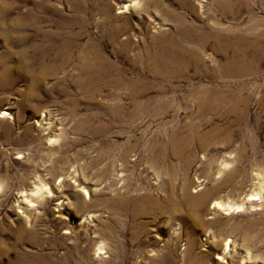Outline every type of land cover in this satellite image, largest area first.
Listing matches in <instances>:
<instances>
[{
    "label": "rangeland",
    "instance_id": "374dc122",
    "mask_svg": "<svg viewBox=\"0 0 264 264\" xmlns=\"http://www.w3.org/2000/svg\"><path fill=\"white\" fill-rule=\"evenodd\" d=\"M217 2L0 0V66L12 69L0 81V264H264V60L221 74L209 40L202 72L168 81L147 66L151 47L188 27L221 46L264 32V0ZM60 42L70 57L54 70ZM90 51L143 94L77 81ZM205 94L220 105L196 112ZM37 183L49 195L29 203ZM257 191L247 210L212 208ZM146 194L155 204H133Z\"/></svg>",
    "mask_w": 264,
    "mask_h": 264
},
{
    "label": "bare ground",
    "instance_id": "6f19581e",
    "mask_svg": "<svg viewBox=\"0 0 264 264\" xmlns=\"http://www.w3.org/2000/svg\"><path fill=\"white\" fill-rule=\"evenodd\" d=\"M220 5L223 6L224 0H218ZM133 6V5H132ZM130 4L128 5H123L120 8L124 9V11H127L130 7H132ZM224 10V9H223ZM129 11V10H128ZM127 11V12H128ZM105 14V13H104ZM182 25V24H181ZM191 28V29H189ZM188 34L182 33L177 34V38L171 37L168 39V41L164 44H160L156 48L151 47V49L147 52V63L148 67L152 69L154 72L155 76L165 78L168 81H171L173 79H179L181 76L185 75L188 73V69L190 66L194 65L198 69L200 68V72L202 70H206V65L202 61L201 58V51L200 49L203 50V48H206L207 41L212 40L214 42V50L219 53L220 55L223 56L224 62L223 65L221 66V74L225 75H244L247 73H252L253 71L256 70V67H258V62L260 60H264V32H257L254 31L253 29V34L251 29H241V32L247 34L245 36H236L233 37V39L230 38L228 39L229 45L228 46H221L220 44V39H222V36H220L218 33H212L209 31L204 30L203 28L199 27H188ZM112 30V29H111ZM185 32V31H183ZM56 33V32H55ZM113 33V32H112ZM111 33V34H112ZM172 33V32H171ZM57 34V33H56ZM110 34V35H111ZM174 34V33H173ZM252 34V36H250ZM60 35V34H59ZM58 35V37H59ZM44 36H46L44 34ZM65 36V35H64ZM160 36V35H159ZM234 36V35H233ZM47 37V36H46ZM45 37V38H46ZM53 37V36H52ZM55 37V36H54ZM170 37V36H169ZM63 38V37H62ZM61 38V39H62ZM47 39V38H46ZM64 39V38H63ZM62 39V40H63ZM154 39V38H152ZM45 40V39H44ZM51 39H48V41ZM47 41V40H46ZM53 41V40H52ZM59 42V41H57ZM66 42V41H65ZM64 42V43H65ZM54 43V42H53ZM160 43V42H159ZM37 44V43H36ZM192 44V45H191ZM33 45V44H32ZM62 44L60 42L59 48L57 45V49L54 53V58L57 59L58 65L55 66L54 70H58L60 68V64H64L69 60V53L66 51ZM126 45V44H125ZM152 45V44H151ZM42 47V45H39ZM47 46V45H46ZM52 46V45H51ZM62 46V47H61ZM156 46V45H155ZM89 47V46H87ZM30 48V47H29ZM36 48V47H35ZM48 48V47H46ZM56 48V47H55ZM127 48V47H126ZM204 48V49H205ZM39 49V48H38ZM86 49V48H85ZM25 50V49H24ZM50 50V49H49ZM70 50V49H69ZM72 50V47H71ZM84 50V49H83ZM93 50V49H92ZM98 50V49H97ZM27 51V49H26ZM35 51V50H34ZM37 51V49H36ZM45 51V50H44ZM53 51V50H50ZM82 51V50H81ZM88 51V50H87ZM147 51V50H146ZM40 52V51H39ZM22 53V52H21ZM24 53V52H23ZM84 53V52H82ZM81 53V54H82ZM102 52H96L93 51L86 55H84L81 58V65L79 68V71L81 73L80 77H78L76 80H80L81 76L83 78H86V83L87 85H91L94 81H98L99 79L102 81H105V85H111L117 88H120L121 90L128 89L129 93L128 96L131 97H136L138 94H143L140 90L136 89L142 81L139 80H128L123 75L125 74H120V70L118 71V75H120L117 78H114L115 74H111L112 70H115L114 65L110 63L107 58L101 54ZM46 54V53H44ZM72 54V53H71ZM105 54V53H104ZM35 55V54H34ZM38 55V54H37ZM50 55V54H49ZM218 55V54H217ZM40 56V55H39ZM22 57V56H21ZM37 57V56H36ZM50 57V56H49ZM48 57V58H49ZM72 57V56H71ZM47 58V57H46ZM75 58V57H74ZM77 58V57H76ZM36 59V58H35ZM44 59V58H43ZM31 60V59H30ZM38 60V59H37ZM53 60V59H52ZM131 60V59H130ZM35 61V60H34ZM44 61V60H43ZM133 61V60H132ZM52 62V61H51ZM73 62V61H72ZM33 63V60H32ZM133 63V62H132ZM146 63V62H145ZM21 65V64H20ZM40 65V64H39ZM43 65V62H42ZM46 65V63H45ZM52 66L51 64H49ZM23 66V65H22ZM121 66V65H120ZM8 67V66H7ZM5 66H0V81L5 78L12 79V69L7 68ZM37 67V66H36ZM68 67V66H67ZM112 67V68H111ZM13 68V67H12ZM47 68V67H46ZM53 68V67H52ZM120 68V67H119ZM122 68V67H121ZM35 69V68H33ZM124 69V68H123ZM52 70V71H54ZM60 70V69H59ZM76 70V69H75ZM118 70V69H117ZM197 70V69H196ZM41 71V70H40ZM78 71V72H79ZM58 72V71H56ZM117 72V71H116ZM123 72V71H122ZM206 72V71H205ZM18 73V72H17ZM24 73V72H23ZM43 73V70L41 71ZM55 73V72H54ZM66 73V72H65ZM37 74V73H36ZM35 74V75H36ZM127 74V73H126ZM33 75V74H32ZM39 75V74H38ZM71 75V74H70ZM37 76V75H36ZM117 76V75H116ZM42 77V76H41ZM40 79V78H39ZM75 80V82H76ZM37 81V80H36ZM81 81V80H80ZM38 82V81H37ZM6 83V82H5ZM9 83V82H8ZM80 83V82H79ZM83 83V82H81ZM36 84V83H35ZM39 84V83H38ZM147 84V83H146ZM6 85V84H5ZM98 85V84H97ZM102 85V84H101ZM100 85V86H101ZM79 86V85H78ZM5 87V86H4ZM93 87V86H92ZM97 87V86H96ZM84 88V87H83ZM91 87H89L90 89ZM110 88V87H109ZM4 89V88H3ZM115 89V88H114ZM161 92H165V89L163 87H158ZM30 90V89H29ZM119 90V89H118ZM88 91V90H87ZM95 91V90H94ZM126 91V90H124ZM228 91V90H227ZM123 92V91H122ZM127 92V91H126ZM193 92V91H192ZM94 93V92H92ZM125 93V92H124ZM91 94V92H90ZM98 94V90H97ZM120 94V93H119ZM139 94V95H140ZM216 94V93H215ZM90 96V95H89ZM125 96V94L123 95ZM232 96V95H231ZM127 97V96H126ZM125 97V98H126ZM224 98V97H223ZM234 99V98H233ZM214 100H216L214 98ZM243 100V99H241ZM240 100V101H241ZM218 101V100H217ZM217 101H213L211 98L207 97V94L203 95V97L198 100V104L196 106V112H200L205 106L207 107H213L220 105L218 104ZM221 101V100H220ZM224 101V100H223ZM226 102V101H224ZM244 102V101H243ZM223 103V102H222ZM240 103V102H239ZM245 103V102H244ZM242 103V105L244 104ZM123 104V103H122ZM125 105V103H124ZM123 105V106H124ZM119 106V105H118ZM223 106V105H222ZM211 107V108H212ZM115 108V107H114ZM118 108V107H117ZM210 108V110H211ZM230 108V106H229ZM235 108V107H234ZM123 109V108H122ZM125 109V108H124ZM112 110V108H111ZM119 112L120 110L117 109ZM113 111V110H112ZM4 112V111H0ZM123 112V111H122ZM113 115L118 117L117 112H113ZM111 114V115H112ZM124 114V113H123ZM242 115V114H241ZM238 116V115H237ZM113 117V116H112ZM238 119V118H236ZM235 120V119H234ZM239 120V119H238ZM237 123V122H236ZM221 130L217 127L212 128L210 131H208L205 134H202L199 136L201 138L202 142L205 141V139H208L209 136H213L218 134ZM225 136V134H224ZM227 138V136H225ZM126 151V150H125ZM125 156V154L123 153ZM123 165V164H122ZM223 167H226L224 164ZM121 173V172H120ZM260 173L255 174V176H259ZM257 179V189H261V181ZM263 184V183H262ZM44 184H38L30 189L29 194H28V202L32 203V198L35 200L34 202H38L40 200H43L46 194L49 195V191L44 188ZM186 191V190H185ZM184 193V192H183ZM186 194V193H185ZM47 195V196H48ZM183 195V194H182ZM188 196V195H187ZM190 196V194H189ZM259 193L257 192H251L249 195H246V197L242 198V200L239 202V204H235L232 202H221L220 200L218 202H215L212 206V208L221 210L225 215H228L230 213H237L241 212L244 210L249 209L250 205L253 204L254 202L259 200ZM188 200H197V201H203L204 199V193H201L197 195L196 197H187ZM157 199V198H156ZM137 200V199H136ZM139 200V199H138ZM137 200V201H138ZM135 201V200H134ZM185 201V200H184ZM158 202V201H157ZM193 202V203H194ZM132 204V203H131ZM137 204V206H142V205H150V204H155V199L152 197H149L147 194L142 196L139 202L133 203ZM157 204V203H156ZM186 204V203H185ZM189 204V203H188ZM200 204V202H199ZM197 204V205H199ZM159 205V204H158ZM202 205V204H201ZM136 206V207H137ZM156 206V205H155ZM153 207V206H152ZM151 207V208H152ZM159 207V206H158ZM138 208V207H137ZM136 208V209H137ZM141 208V207H140ZM143 208V206H142ZM145 208V207H144ZM157 208V207H155ZM152 208V209H155ZM148 209V208H147ZM158 209V208H157ZM160 209V208H159ZM133 210V209H132ZM135 210V209H134ZM145 210V209H144ZM161 210V209H160ZM159 210V211H160ZM139 211V210H138ZM143 211V210H142ZM141 211V212H142ZM146 211V210H145ZM144 211V212H145ZM151 211V210H150ZM135 212V211H134ZM157 212V211H156ZM137 213V212H136ZM139 213V212H138ZM145 214V213H144ZM148 214V213H146ZM27 215V214H26ZM138 216V215H137ZM140 216V215H139ZM135 217V216H134ZM227 249V245H226ZM97 250L100 251L102 250L101 247H98ZM225 251V250H224Z\"/></svg>",
    "mask_w": 264,
    "mask_h": 264
}]
</instances>
